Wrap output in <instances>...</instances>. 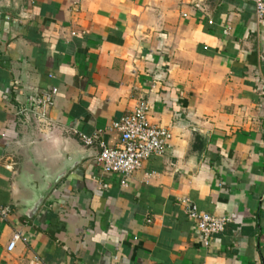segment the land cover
Returning <instances> with one entry per match:
<instances>
[{"label": "crops", "instance_id": "1", "mask_svg": "<svg viewBox=\"0 0 264 264\" xmlns=\"http://www.w3.org/2000/svg\"><path fill=\"white\" fill-rule=\"evenodd\" d=\"M49 88L42 131L34 101ZM141 104L172 140L124 186L97 164L98 142L116 146L113 124ZM0 206L11 211L0 215V264H264L255 1L0 0ZM193 206L231 220L209 246ZM16 232L28 242L9 252Z\"/></svg>", "mask_w": 264, "mask_h": 264}, {"label": "built area", "instance_id": "2", "mask_svg": "<svg viewBox=\"0 0 264 264\" xmlns=\"http://www.w3.org/2000/svg\"><path fill=\"white\" fill-rule=\"evenodd\" d=\"M256 5V17L264 20V0H254ZM52 78V76H50ZM57 88H49L40 93L34 101V115L42 131L51 128L49 110L54 106ZM149 108L145 104L139 105L132 112L124 115L116 121L112 130L120 135L116 146H109L105 142H98L100 153L96 158L97 164L106 174H117L124 179L122 184L127 185L130 178L139 171L143 164L154 156H163L170 147L171 133L162 127H157L149 122ZM88 147L95 144L94 140L86 136H80ZM11 211L0 206V215L7 219ZM189 217L194 221L205 246H209L213 237L223 233L227 224L231 221L226 216H215L200 212L192 207ZM19 242L27 243L28 239L20 232H16L8 247L11 252Z\"/></svg>", "mask_w": 264, "mask_h": 264}, {"label": "water", "instance_id": "3", "mask_svg": "<svg viewBox=\"0 0 264 264\" xmlns=\"http://www.w3.org/2000/svg\"><path fill=\"white\" fill-rule=\"evenodd\" d=\"M76 162L65 166L60 172H58L52 179H49L43 188L35 194V199L28 202L26 210H24V216L28 219H33L39 212L43 205L44 199L54 189V187L67 176V174L76 166Z\"/></svg>", "mask_w": 264, "mask_h": 264}]
</instances>
